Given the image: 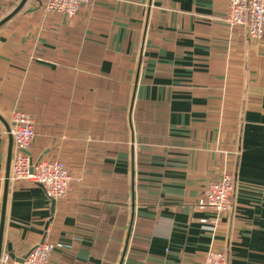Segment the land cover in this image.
Masks as SVG:
<instances>
[{
    "label": "crops",
    "instance_id": "obj_1",
    "mask_svg": "<svg viewBox=\"0 0 264 264\" xmlns=\"http://www.w3.org/2000/svg\"><path fill=\"white\" fill-rule=\"evenodd\" d=\"M227 5L92 0L69 17L0 0L1 254L62 240L50 264H202L211 247L264 264V36L229 27ZM13 108L33 157L81 178L54 203L28 181L5 191ZM224 169L232 207L212 230L197 201Z\"/></svg>",
    "mask_w": 264,
    "mask_h": 264
},
{
    "label": "built area",
    "instance_id": "obj_2",
    "mask_svg": "<svg viewBox=\"0 0 264 264\" xmlns=\"http://www.w3.org/2000/svg\"><path fill=\"white\" fill-rule=\"evenodd\" d=\"M45 13L72 16L84 2L92 0H37ZM229 26L246 27L249 37L260 40L264 36V0H228L223 18ZM9 134L14 143L8 180L10 183L28 181L42 185L48 198L62 199L72 185L81 178L73 176L60 159L34 158L31 147L35 138L34 120L30 113L13 108L10 111ZM233 175L224 169L219 179L209 181L203 187L197 207L210 210L215 216L209 228L214 230L221 216L232 207ZM209 224L206 218L200 219ZM70 244L62 240H44L34 245L22 262L11 260L7 253L0 255V264H50L51 255L57 249L66 250ZM202 264H227L224 251L211 247Z\"/></svg>",
    "mask_w": 264,
    "mask_h": 264
},
{
    "label": "water",
    "instance_id": "obj_3",
    "mask_svg": "<svg viewBox=\"0 0 264 264\" xmlns=\"http://www.w3.org/2000/svg\"><path fill=\"white\" fill-rule=\"evenodd\" d=\"M24 1V0H23ZM22 5V4H21ZM21 5H19V7L21 6ZM18 7V8H19ZM18 9H16L15 11H13L10 15H8L5 19H3L1 22H3V21H5V20H7L9 17H11V15L12 14H14L16 11H17ZM8 130H9V127H8ZM10 160H11V151H9V154H8V169H7V173H6V179H5V191H7V186H8V182H9V180H8V177H9V168H10ZM52 200V203H54V201H55V199H51ZM7 254H8V256L11 258V259H15V255L13 254V252H12V248H11V245L9 244L8 246H7ZM29 252V251H28ZM28 252H27V254H28ZM27 254L23 257V258H20V259H16V261H18V262H22L23 260H24V258L27 256ZM0 255H1V250H0Z\"/></svg>",
    "mask_w": 264,
    "mask_h": 264
}]
</instances>
